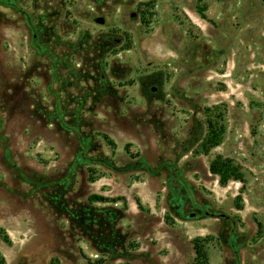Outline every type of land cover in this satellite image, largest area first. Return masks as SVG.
Returning <instances> with one entry per match:
<instances>
[{
	"label": "rangeland",
	"instance_id": "rangeland-1",
	"mask_svg": "<svg viewBox=\"0 0 264 264\" xmlns=\"http://www.w3.org/2000/svg\"><path fill=\"white\" fill-rule=\"evenodd\" d=\"M195 246L264 264V0H0V264Z\"/></svg>",
	"mask_w": 264,
	"mask_h": 264
},
{
	"label": "trees",
	"instance_id": "trees-1",
	"mask_svg": "<svg viewBox=\"0 0 264 264\" xmlns=\"http://www.w3.org/2000/svg\"><path fill=\"white\" fill-rule=\"evenodd\" d=\"M208 130L209 136L206 140V146H204V152L208 151L210 148L217 146L219 142V135L221 133V128H214L211 122H208ZM209 172L212 175H216L219 178V184L224 186L230 180L243 182L242 175L239 173L237 167L231 165L229 160H223L221 158L214 159L209 164ZM92 200L101 201V198L93 196L91 197ZM193 264H206L205 263V256L201 251V248L195 246V257L193 260Z\"/></svg>",
	"mask_w": 264,
	"mask_h": 264
}]
</instances>
